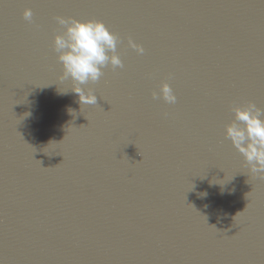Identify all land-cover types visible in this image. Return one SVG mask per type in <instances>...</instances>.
<instances>
[{
    "label": "water",
    "instance_id": "obj_1",
    "mask_svg": "<svg viewBox=\"0 0 264 264\" xmlns=\"http://www.w3.org/2000/svg\"><path fill=\"white\" fill-rule=\"evenodd\" d=\"M56 17L118 37L95 105L61 82ZM249 103L264 0H0V264H264V174L225 136Z\"/></svg>",
    "mask_w": 264,
    "mask_h": 264
},
{
    "label": "clouds",
    "instance_id": "obj_2",
    "mask_svg": "<svg viewBox=\"0 0 264 264\" xmlns=\"http://www.w3.org/2000/svg\"><path fill=\"white\" fill-rule=\"evenodd\" d=\"M32 15L31 9L23 12V18L29 22ZM56 21L64 28L62 34L53 37V50L62 65L61 82H71L82 104L95 105L96 96L81 85L98 81L103 75L102 69L108 65L122 67L116 53L118 37L98 20L56 17ZM128 46L139 54L144 52L143 47L131 39ZM152 95L156 98L157 93ZM159 97L168 104H175L177 100L167 82L159 85ZM232 111L234 119L225 126V136L252 172L264 174V112L251 103L246 107H233Z\"/></svg>",
    "mask_w": 264,
    "mask_h": 264
},
{
    "label": "snow or ice",
    "instance_id": "obj_3",
    "mask_svg": "<svg viewBox=\"0 0 264 264\" xmlns=\"http://www.w3.org/2000/svg\"><path fill=\"white\" fill-rule=\"evenodd\" d=\"M34 3L41 7L67 6L68 0H34Z\"/></svg>",
    "mask_w": 264,
    "mask_h": 264
}]
</instances>
